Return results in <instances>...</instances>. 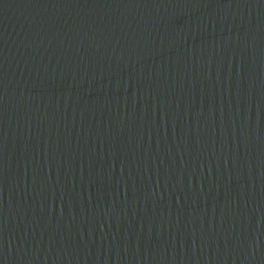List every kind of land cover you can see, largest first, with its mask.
I'll list each match as a JSON object with an SVG mask.
<instances>
[{
	"label": "water",
	"instance_id": "obj_1",
	"mask_svg": "<svg viewBox=\"0 0 264 264\" xmlns=\"http://www.w3.org/2000/svg\"><path fill=\"white\" fill-rule=\"evenodd\" d=\"M0 264H264V0H0Z\"/></svg>",
	"mask_w": 264,
	"mask_h": 264
}]
</instances>
